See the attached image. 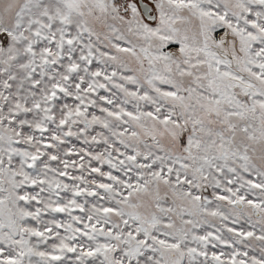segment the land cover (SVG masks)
Segmentation results:
<instances>
[{
  "label": "snow or ice",
  "instance_id": "obj_1",
  "mask_svg": "<svg viewBox=\"0 0 264 264\" xmlns=\"http://www.w3.org/2000/svg\"><path fill=\"white\" fill-rule=\"evenodd\" d=\"M0 264H264V0H0Z\"/></svg>",
  "mask_w": 264,
  "mask_h": 264
}]
</instances>
